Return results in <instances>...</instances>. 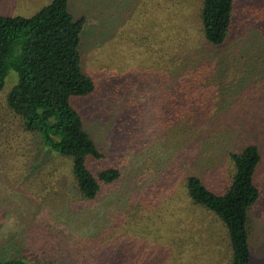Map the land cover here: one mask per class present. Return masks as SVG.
Instances as JSON below:
<instances>
[{
    "label": "rangeland",
    "instance_id": "obj_1",
    "mask_svg": "<svg viewBox=\"0 0 264 264\" xmlns=\"http://www.w3.org/2000/svg\"><path fill=\"white\" fill-rule=\"evenodd\" d=\"M198 1L67 0L70 14L87 16L79 34V64L94 80L91 93L70 103L103 153L100 164L120 171L91 201L75 192L68 159L34 164L37 137L5 107L17 79L7 70L0 88V259L224 264L229 256L224 226L191 203L181 180L193 172L218 190L232 172L227 150L253 142L261 154L254 171L260 197L248 214V244L250 263L264 264V0H234L227 44L214 46L198 36L199 47L190 51V60L217 61L220 71L241 67V97L234 100L216 95L206 82H183L181 64L165 60L169 50L181 52L164 41L166 5L173 3L176 12L187 8L194 18ZM49 2L0 0V15L27 17ZM234 53L241 60L232 59ZM187 111L210 114L211 125L218 114L231 115L230 123L216 130L215 150L193 162L179 154L182 144L175 142Z\"/></svg>",
    "mask_w": 264,
    "mask_h": 264
},
{
    "label": "trees",
    "instance_id": "obj_2",
    "mask_svg": "<svg viewBox=\"0 0 264 264\" xmlns=\"http://www.w3.org/2000/svg\"><path fill=\"white\" fill-rule=\"evenodd\" d=\"M193 8L194 18H190L187 8L176 12L173 3L166 5L164 41L170 47L181 48L179 54L170 50L166 53L167 65L173 61L181 64L178 75L183 82H206V86L214 87L218 91L216 95L223 99L241 97L239 65H231L225 72L220 71L217 61L190 60L192 47H199L198 36L202 42L214 46L227 44L233 24L234 0H199ZM86 20L85 14L73 16L68 12L67 0H50L27 17L0 15V88L7 70H14L17 79L4 103L20 120L23 130L38 139L35 154L38 160L34 164L41 165L48 157L68 159L75 192L91 201L103 186L115 183L120 171L115 166L100 164L103 153L84 130L81 115L70 103L72 98L94 90L93 78L84 74L79 64V34ZM237 57L241 60L238 53L231 55L232 59ZM223 79L226 83H221ZM230 117L218 114L216 124L211 125L208 113H182L179 140L175 141L182 144L179 154L193 162L195 156L214 151L216 130L223 123H230L227 121ZM191 121L195 124L189 125ZM226 155L232 172L226 183L216 185L218 190L213 188L215 186L210 188L193 172L182 176V187L191 203L213 214L224 226L229 248L224 264H251L248 214L260 197L254 171L261 154L255 143L247 142L239 149L227 150ZM177 169L182 171V167ZM53 173L57 177V172ZM0 264L41 262L21 256L0 259Z\"/></svg>",
    "mask_w": 264,
    "mask_h": 264
}]
</instances>
